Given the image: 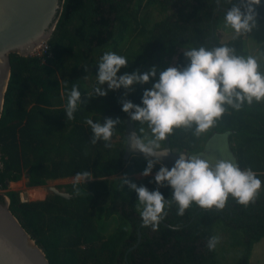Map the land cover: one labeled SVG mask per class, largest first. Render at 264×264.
I'll use <instances>...</instances> for the list:
<instances>
[{
    "label": "trees",
    "instance_id": "obj_1",
    "mask_svg": "<svg viewBox=\"0 0 264 264\" xmlns=\"http://www.w3.org/2000/svg\"><path fill=\"white\" fill-rule=\"evenodd\" d=\"M220 2L221 7L217 0H63L45 61L10 54L11 76L0 118V190L4 191L0 199L9 198L11 211L51 264H222L219 243L212 251L207 248L208 238L217 236L218 229L229 231L234 245L242 247L233 264H253L254 246L264 238V101L245 102L240 110L225 105L223 116L199 137L194 135L195 126L175 128L168 136L175 151L193 153L214 134L229 132L240 168H251L262 181L255 201L244 206L229 196L223 210L203 209L193 202L183 216L177 215L173 202L165 209L164 221L170 226L161 222L154 231L141 226L138 193L122 183L127 176L150 191L158 187L153 174L136 177L147 166L144 156L124 159L129 116L121 99L143 106L147 87L138 86L127 97L123 87L108 90L107 96H88L97 86L98 63L105 52L132 62L129 73L148 62L150 68L162 65L160 52L175 42L209 49L227 45L238 55H247L244 34L228 41L220 36L226 11L240 0ZM154 10L162 18L154 20ZM257 12V19L264 21V0ZM139 38L143 43L134 48ZM187 62L180 51L171 66ZM74 85L86 103L79 104L75 119L67 121L64 110ZM103 87L107 89V83ZM107 117L121 119L111 147L104 141L92 144L85 119L103 123ZM135 126L140 138L151 137L147 123L135 121ZM166 140L160 142L161 148ZM160 167L156 164L152 173ZM84 172L91 179L67 185L69 199L51 192L44 199L22 200L20 192L9 186L25 176L29 186H43ZM159 190L166 199L171 197L170 186ZM140 226L142 239L128 252L137 242Z\"/></svg>",
    "mask_w": 264,
    "mask_h": 264
},
{
    "label": "clouds",
    "instance_id": "obj_2",
    "mask_svg": "<svg viewBox=\"0 0 264 264\" xmlns=\"http://www.w3.org/2000/svg\"><path fill=\"white\" fill-rule=\"evenodd\" d=\"M219 3V0H217ZM261 0H240L233 4L224 17L225 24L237 35L250 33L257 27V6ZM183 54L188 61L184 66H170L159 71V78L151 88L143 92L142 105L122 98V110L133 121L147 123L151 137L140 138L135 132L129 137L131 149L140 151L147 160L143 176L151 175L156 164H161L156 172L155 191L146 186H138L123 177V185L138 193L139 214L142 227H151L156 231L167 216L166 206L173 202L178 206L177 215L183 216L193 204L203 209L213 207L223 210L229 199L248 206L259 196L262 181L251 169H241L229 158H202L201 155L181 153L169 170L161 163L160 158L167 156V150L160 151L161 141L175 128H192L199 137L226 112L225 105L240 110L245 102L249 105L264 101V72L259 70L260 64L256 56L238 55L234 47L227 45L199 48H184ZM128 59L116 52H105L98 63L97 86L89 97L107 96L108 90L124 88V97L134 91L133 85L147 84L157 77V67L140 73L117 75L122 67H127ZM85 70L87 71V67ZM107 83V89L103 86ZM81 103V92L73 86L65 105L67 121L75 119L74 113ZM120 118H104L103 123L86 118L85 124L90 126L93 136L92 144L104 141L105 147H111L115 127ZM143 131V129H141ZM155 158V159H153ZM77 176L90 177V173H78ZM170 186L171 197L166 199L159 190ZM142 206V208L140 207ZM219 243V237L208 238L207 248L212 251Z\"/></svg>",
    "mask_w": 264,
    "mask_h": 264
},
{
    "label": "water",
    "instance_id": "obj_3",
    "mask_svg": "<svg viewBox=\"0 0 264 264\" xmlns=\"http://www.w3.org/2000/svg\"><path fill=\"white\" fill-rule=\"evenodd\" d=\"M218 5L222 6L220 0ZM62 9L63 0H0V118L11 76L10 54L16 52L22 56H28L34 52L37 45L47 42L56 28ZM133 132L140 137L135 121L128 117L125 128V160L133 155L144 156L140 151H134L128 145L129 137ZM229 135V132L216 133L205 142L201 151L190 154L187 150L175 151L171 147L168 137L160 151L167 150L169 154L160 158L161 163L171 170L179 155L184 153L201 155L206 159L211 157L229 158L238 164L236 155L231 148ZM213 147H216V153L211 152L210 148ZM48 189L66 199L71 198L69 192L60 190L55 185L48 186ZM162 223L170 226L164 220ZM141 239L140 226L137 242L128 252L137 247ZM0 264H51L44 250L11 211L7 196L4 197V201L0 199Z\"/></svg>",
    "mask_w": 264,
    "mask_h": 264
},
{
    "label": "rangeland",
    "instance_id": "obj_4",
    "mask_svg": "<svg viewBox=\"0 0 264 264\" xmlns=\"http://www.w3.org/2000/svg\"><path fill=\"white\" fill-rule=\"evenodd\" d=\"M160 18H162V15L158 11L154 10L153 19L158 20ZM221 28L222 29L220 32V36H221V40L223 41H228L229 39L237 35L233 29L226 26L225 20L222 22ZM244 36L246 38L247 50H248V54L245 55L244 57H247L249 55L256 56L260 64L259 70L261 72H264V66H263V62H264V43H263L264 42V21H259L257 19V27H255L250 33H244ZM142 43H143V38H139L137 41H135V43L133 44V47L137 48ZM184 48H192V47L189 44H181V43L175 42L172 44H168L166 46L167 51L163 50L160 52L159 55L162 56L163 61H162V65L156 66L157 67V77L152 79L154 83L159 78V71L165 70L166 68L170 67L171 64L174 63L177 53L180 51H183ZM132 66H134V64L132 62H129L127 64V67H122L120 72L117 75H123L124 73H129L130 71L128 68H131ZM150 67H151L150 62H148L142 68H140L139 66L138 71L140 70L139 71L140 73H144L146 71H149L151 69ZM89 70L91 71L92 68H90ZM152 81L147 84H143V85L135 84L133 85V88L134 90H136L138 86H141L144 88L146 87L151 88L153 85ZM152 174L155 175L156 172L151 173V175ZM136 177L140 179L145 176H143L141 172V173L136 174ZM89 179L91 178L89 177L85 178L84 176H78L76 178L67 179V180L48 181L47 184L43 186H29L27 184L28 178L25 176L22 180L18 182H10L9 186H10V189L17 190L20 192L22 200H39V199L46 198L47 195L51 193L50 190L48 189V186L55 185L60 190H66L67 187L63 185H69L75 182H83ZM0 193L2 194L4 193V191L0 190ZM236 234H241V233H236ZM217 236L219 237L218 257H219L220 262L222 264H233L239 258V256H241L242 247L239 245H234L233 242H235V240L231 238L232 235L230 236V232L227 230L218 229ZM251 262L253 264H264V238L255 244L254 249L252 251Z\"/></svg>",
    "mask_w": 264,
    "mask_h": 264
},
{
    "label": "built area",
    "instance_id": "obj_5",
    "mask_svg": "<svg viewBox=\"0 0 264 264\" xmlns=\"http://www.w3.org/2000/svg\"><path fill=\"white\" fill-rule=\"evenodd\" d=\"M48 50H49L48 41L47 42H42V44L34 50L32 55L41 57V58H43V61H45L44 56L46 55ZM49 56H51V55L49 54Z\"/></svg>",
    "mask_w": 264,
    "mask_h": 264
},
{
    "label": "crops",
    "instance_id": "obj_6",
    "mask_svg": "<svg viewBox=\"0 0 264 264\" xmlns=\"http://www.w3.org/2000/svg\"><path fill=\"white\" fill-rule=\"evenodd\" d=\"M78 176H71V177H67V178H59V179H56V180H49V181H61V180H67V179H72V178H76ZM65 187H67V185H63Z\"/></svg>",
    "mask_w": 264,
    "mask_h": 264
},
{
    "label": "flooded vegetation",
    "instance_id": "obj_7",
    "mask_svg": "<svg viewBox=\"0 0 264 264\" xmlns=\"http://www.w3.org/2000/svg\"><path fill=\"white\" fill-rule=\"evenodd\" d=\"M204 145H205V144H204ZM210 150H211L212 153H214V152L216 153V152H217L216 147L210 148ZM193 153H194V152H193ZM189 154H190V153H189Z\"/></svg>",
    "mask_w": 264,
    "mask_h": 264
},
{
    "label": "bare ground",
    "instance_id": "obj_8",
    "mask_svg": "<svg viewBox=\"0 0 264 264\" xmlns=\"http://www.w3.org/2000/svg\"><path fill=\"white\" fill-rule=\"evenodd\" d=\"M42 43H40L39 45H37L35 48L39 47Z\"/></svg>",
    "mask_w": 264,
    "mask_h": 264
}]
</instances>
